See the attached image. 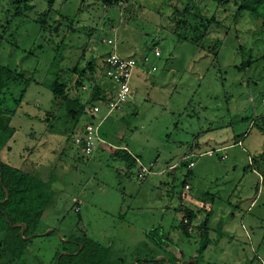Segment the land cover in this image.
Segmentation results:
<instances>
[{
    "label": "rangeland",
    "instance_id": "374dc122",
    "mask_svg": "<svg viewBox=\"0 0 264 264\" xmlns=\"http://www.w3.org/2000/svg\"><path fill=\"white\" fill-rule=\"evenodd\" d=\"M152 1L106 8L96 0H32L19 15L0 2V63L31 81L18 106L25 83L8 95L15 113L0 110V128H16L12 149L0 155L52 193L17 264H55L64 241L83 235L110 246L124 264H264V61L257 59L264 28L249 10L238 12L237 0ZM188 3L219 21L200 38L203 47L180 40L166 19ZM113 51L137 61L122 109L104 118L105 106L93 116L88 106L77 127L64 116L48 126L42 117L53 105V75L60 71L72 96L86 101L93 84L76 89L72 68L80 62L104 86L110 80L101 66ZM89 121L99 125L100 141L87 154L74 137ZM116 146L138 162L115 157ZM186 207L198 213L189 233ZM208 213L203 246L199 224Z\"/></svg>",
    "mask_w": 264,
    "mask_h": 264
},
{
    "label": "trees",
    "instance_id": "16d2710c",
    "mask_svg": "<svg viewBox=\"0 0 264 264\" xmlns=\"http://www.w3.org/2000/svg\"><path fill=\"white\" fill-rule=\"evenodd\" d=\"M2 0H0L1 2ZM32 0H8L14 9V14L19 15L24 10L31 8ZM51 5L55 0H47ZM101 2L106 8H119L123 0H96ZM239 13L244 9L249 10L250 15L258 19L264 28V0H240ZM181 13V14H180ZM44 12L40 18L42 28L47 29L48 17ZM182 15V16H180ZM195 20V21H194ZM171 27L180 40L190 39L196 43L200 38H205L209 33V27L214 23H218L216 15L207 17L202 15L201 8L191 11L188 5L182 11L176 10L169 17ZM184 30L183 32H181ZM190 30L200 31V34L190 35ZM200 46L203 47V44ZM264 61V54L257 57ZM253 61L250 58L246 64ZM91 69H95V62L90 61ZM105 67V66H104ZM101 66V70L106 69ZM72 72L77 74L74 81V87L79 89L85 81L92 85V96L86 101L81 99L80 95L72 96L70 82L61 79L60 71L56 72L48 85L53 94V105L47 110L46 116L42 117L48 126L54 127V123L63 116L71 123L72 128L77 127L83 115L87 113L88 106H93L95 102L110 99L107 89L96 80L94 76L82 69L80 62L73 68ZM106 74V73H105ZM95 79V80H94ZM17 83H25L19 98L14 97V102L18 106L23 100V94L27 90L31 81L25 77L23 71L12 68L0 63V110L6 112H16V108L9 109L6 107L8 95H12L14 85ZM15 127L0 128V153L2 150H11V140L15 135ZM113 154L115 157L125 161L127 165L133 166L138 162V157L134 155L127 147L116 146ZM1 156V155H0ZM186 164V162H184ZM188 164V162H187ZM187 183H185L186 185ZM8 193V195H7ZM52 201V193L43 180L29 171L23 170L11 163L0 159V264H17L21 261L28 250V246L33 236L38 235V225L43 213ZM186 213L182 219V226L185 232L189 233L190 226L197 217L198 213L193 208L186 207ZM211 214L208 213L203 221L199 224L202 229V236L205 239L203 246L208 241V231ZM187 218L188 222H184ZM25 225L24 230L23 225ZM49 231L48 233H50ZM28 237V238H26ZM77 239L65 240L64 248L58 251L54 258L55 264H124L125 262L119 257H115L111 247L104 245L87 235H83L80 243H76ZM79 241V240H78ZM148 259H145V261ZM138 261V260H137ZM134 264V263H133ZM138 264V263H137Z\"/></svg>",
    "mask_w": 264,
    "mask_h": 264
},
{
    "label": "built area",
    "instance_id": "2783aa9c",
    "mask_svg": "<svg viewBox=\"0 0 264 264\" xmlns=\"http://www.w3.org/2000/svg\"><path fill=\"white\" fill-rule=\"evenodd\" d=\"M159 54V51H156ZM137 61L133 57H126L119 54L116 51L109 53L104 59V66L106 69V76L114 82L115 90L114 93L110 95V99L96 103L90 108V115H96L101 112L102 106H105L108 109L107 115L113 111L122 109L124 103H126L132 96V87L131 79L133 77V72L136 67ZM74 141L85 153H91L94 151V148L97 145V142L100 141L99 135V125L95 124L93 121L87 122L80 131L75 134ZM211 155L212 151L209 152ZM195 165L194 160H190L188 163L189 167ZM147 168L142 167V172L140 176H144ZM185 187L190 188L189 184H186ZM184 222H188L187 218L184 219Z\"/></svg>",
    "mask_w": 264,
    "mask_h": 264
},
{
    "label": "crops",
    "instance_id": "0c3cea01",
    "mask_svg": "<svg viewBox=\"0 0 264 264\" xmlns=\"http://www.w3.org/2000/svg\"><path fill=\"white\" fill-rule=\"evenodd\" d=\"M163 2H165V0L163 1ZM153 3V1L152 0H149V4H152ZM177 10H179V9H177ZM175 12V11H174ZM174 12L172 13V14H174ZM168 21H169V19L168 18H166ZM158 49H156V51H157ZM159 51V50H158ZM159 54H161L160 53V51H159ZM158 54V55H159ZM124 56V55H123ZM126 57H128V56H126ZM110 80V79H109ZM105 87H106V89H108L109 91V95L110 94H113L114 93V90H115V85L111 82V80L109 81V83H107L106 85H104ZM110 86L112 87L111 89H110ZM241 142V140H239V143ZM129 150V149H128ZM260 165H262V162L260 163ZM263 174H264V172H263Z\"/></svg>",
    "mask_w": 264,
    "mask_h": 264
},
{
    "label": "water",
    "instance_id": "95a60500",
    "mask_svg": "<svg viewBox=\"0 0 264 264\" xmlns=\"http://www.w3.org/2000/svg\"><path fill=\"white\" fill-rule=\"evenodd\" d=\"M0 159H1V156H0ZM7 195H8V193H7ZM22 225H23V229H22V232H23L25 225L24 224H22ZM48 232L49 231H46L45 234L48 233ZM26 238H28V237H26Z\"/></svg>",
    "mask_w": 264,
    "mask_h": 264
},
{
    "label": "flooded vegetation",
    "instance_id": "af4514ba",
    "mask_svg": "<svg viewBox=\"0 0 264 264\" xmlns=\"http://www.w3.org/2000/svg\"><path fill=\"white\" fill-rule=\"evenodd\" d=\"M75 242H76V243H80V241H78V240H75Z\"/></svg>",
    "mask_w": 264,
    "mask_h": 264
}]
</instances>
